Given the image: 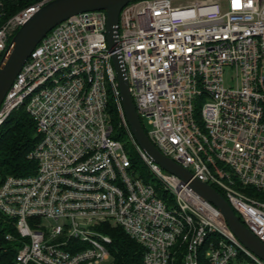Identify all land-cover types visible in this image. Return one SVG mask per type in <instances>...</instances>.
Segmentation results:
<instances>
[{"label":"built area","instance_id":"2783aa9c","mask_svg":"<svg viewBox=\"0 0 264 264\" xmlns=\"http://www.w3.org/2000/svg\"><path fill=\"white\" fill-rule=\"evenodd\" d=\"M45 1L3 18L0 0V57ZM177 1L132 0L120 10L115 51L128 90L156 147L220 188L264 241V200L249 192L264 191V0ZM111 54L105 11L73 14L40 39L0 104V124L24 106L37 133L28 154L35 170L0 175V216L13 228L5 239L19 242L7 264H105L103 223L143 246L140 264H173L177 252L183 264H199L202 248L208 264H264L213 203L138 146ZM112 101L155 182L114 136Z\"/></svg>","mask_w":264,"mask_h":264},{"label":"water","instance_id":"95a60500","mask_svg":"<svg viewBox=\"0 0 264 264\" xmlns=\"http://www.w3.org/2000/svg\"><path fill=\"white\" fill-rule=\"evenodd\" d=\"M132 0H47L40 5L11 36L0 57V104L22 64L40 39L56 24L87 10H104L106 39L116 72L120 102L130 132L141 150L165 170L177 175L221 212L235 237L253 254L264 260V241L239 218L229 201L212 185L193 177L192 173L162 153L149 138L128 90L125 68L118 51V23L122 7Z\"/></svg>","mask_w":264,"mask_h":264},{"label":"trees","instance_id":"16d2710c","mask_svg":"<svg viewBox=\"0 0 264 264\" xmlns=\"http://www.w3.org/2000/svg\"><path fill=\"white\" fill-rule=\"evenodd\" d=\"M39 0H5L4 16L8 17L21 8ZM110 122L114 128V136L124 141L133 163L137 165L140 173L146 180H150L151 173L142 161L134 146L130 143L128 133L120 124V117L115 101L109 104ZM37 141L36 124L33 117L24 106L13 109L0 124V175H26L31 174L36 167L33 159L28 157ZM128 142V143H127ZM216 189L224 196L223 191ZM264 200V191L249 190ZM99 229L111 238L109 251L110 260L105 264H140L144 248L136 240L126 234L119 226L103 223ZM13 231V228L0 216V264L9 263L14 255L19 242L17 239L8 241L5 233ZM182 253L177 252L173 264H183ZM199 264H208L204 257L203 248L198 253Z\"/></svg>","mask_w":264,"mask_h":264},{"label":"rangeland","instance_id":"374dc122","mask_svg":"<svg viewBox=\"0 0 264 264\" xmlns=\"http://www.w3.org/2000/svg\"><path fill=\"white\" fill-rule=\"evenodd\" d=\"M177 2H182V3H184V2H186L185 0H180V1H177ZM30 5V4H29ZM28 6V5H27ZM26 7V6H25ZM234 75H233V72L230 70V69H228V68H226V70H225V72H224V83H225V85H230L233 81H234ZM233 80V81H232ZM143 121V120H142ZM145 123V122H144ZM145 127L146 128H149V125H146L145 124ZM128 143V142H127ZM128 148V147H127ZM151 180V182H155V180H152V179H150ZM252 195L253 196H256V197H258L257 195H255V193L253 192L252 193ZM259 198V197H258ZM44 223H48L47 221H45L44 220Z\"/></svg>","mask_w":264,"mask_h":264}]
</instances>
